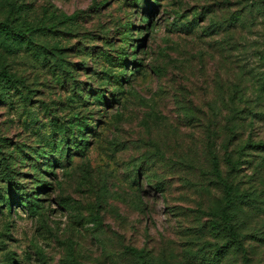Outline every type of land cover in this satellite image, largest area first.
<instances>
[{
    "label": "rangeland",
    "instance_id": "374dc122",
    "mask_svg": "<svg viewBox=\"0 0 264 264\" xmlns=\"http://www.w3.org/2000/svg\"><path fill=\"white\" fill-rule=\"evenodd\" d=\"M0 22V264H264V0Z\"/></svg>",
    "mask_w": 264,
    "mask_h": 264
},
{
    "label": "trees",
    "instance_id": "16d2710c",
    "mask_svg": "<svg viewBox=\"0 0 264 264\" xmlns=\"http://www.w3.org/2000/svg\"><path fill=\"white\" fill-rule=\"evenodd\" d=\"M15 30H18L16 33V35H18L19 37L23 38L25 37V33L23 31V28L20 27H12L9 23L7 22H0V34H9V33H14ZM10 83L9 81H7V84ZM10 87V86H9ZM228 204H231V201H228ZM9 205L10 207L12 206V202L9 201ZM224 220L226 221L225 224L231 226V220L228 216H224ZM231 231L234 232L233 227L231 226Z\"/></svg>",
    "mask_w": 264,
    "mask_h": 264
}]
</instances>
